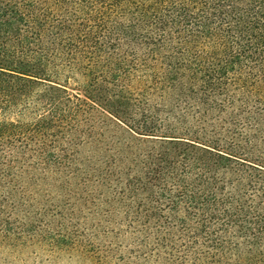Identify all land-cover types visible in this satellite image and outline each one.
I'll list each match as a JSON object with an SVG mask.
<instances>
[{"label":"trees","instance_id":"16d2710c","mask_svg":"<svg viewBox=\"0 0 264 264\" xmlns=\"http://www.w3.org/2000/svg\"><path fill=\"white\" fill-rule=\"evenodd\" d=\"M28 241L264 264V0H0V245Z\"/></svg>","mask_w":264,"mask_h":264},{"label":"rangeland","instance_id":"374dc122","mask_svg":"<svg viewBox=\"0 0 264 264\" xmlns=\"http://www.w3.org/2000/svg\"><path fill=\"white\" fill-rule=\"evenodd\" d=\"M0 245V264H83L66 252H52L42 243L26 242L17 244L15 248Z\"/></svg>","mask_w":264,"mask_h":264}]
</instances>
